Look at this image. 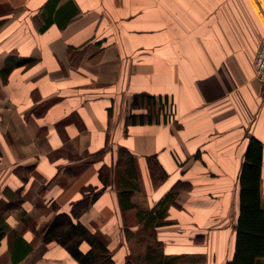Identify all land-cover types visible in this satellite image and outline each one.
<instances>
[{"label": "crops", "instance_id": "crops-1", "mask_svg": "<svg viewBox=\"0 0 264 264\" xmlns=\"http://www.w3.org/2000/svg\"><path fill=\"white\" fill-rule=\"evenodd\" d=\"M35 1L0 13V200L22 190L4 212L0 264H79L43 230L90 186L100 194L79 220L115 264H136L132 238L153 230L167 255L231 264L253 140L263 146L264 208V87L253 65L264 0ZM143 94L157 99L161 120L131 121L147 113L133 107ZM122 148L140 187L129 209L116 182ZM164 200L162 223L147 229L139 212ZM20 238L32 248L14 262Z\"/></svg>", "mask_w": 264, "mask_h": 264}, {"label": "trees", "instance_id": "trees-1", "mask_svg": "<svg viewBox=\"0 0 264 264\" xmlns=\"http://www.w3.org/2000/svg\"><path fill=\"white\" fill-rule=\"evenodd\" d=\"M134 108H146V114H131V121L153 122L159 118L160 111L157 106V99L151 95H136L133 102ZM165 113V111H164ZM173 111L169 116L163 115L162 120L173 118ZM166 118H165V117ZM263 146L258 140H253L248 148L246 161L240 176V212L236 226L235 251L231 264H264V208L261 201L260 181L262 166ZM2 152L0 150V159ZM116 182L120 189V201L124 209L133 207L131 197L139 190L138 172L133 154L126 150H119L117 162ZM104 167L100 171V178L106 185L110 181V175ZM155 174V168L152 166ZM5 192L7 200H0V243L6 235L4 227V212L17 207L22 200L21 189L17 191ZM100 192L96 187L84 189L82 199L74 202L68 211L57 210L51 222L43 230V240L45 243L57 242L64 246L67 251L79 262V264H115L113 251L108 245L90 228L80 222V216L99 197ZM165 200L152 211H140L142 219L145 220V227L157 226L159 221L165 216ZM89 245L87 250L82 249V244ZM158 242V241H157ZM32 247L25 245L20 238L14 250L13 260H21L25 253ZM146 260L149 264H199L200 258L187 255H167L163 248L149 245L146 252Z\"/></svg>", "mask_w": 264, "mask_h": 264}, {"label": "rangeland", "instance_id": "rangeland-1", "mask_svg": "<svg viewBox=\"0 0 264 264\" xmlns=\"http://www.w3.org/2000/svg\"><path fill=\"white\" fill-rule=\"evenodd\" d=\"M16 2L14 3L16 6H12L10 4V2H8V0H0V13H4V14H8L10 16L13 15H19L22 11H24V8L26 6V4H29L30 6L34 4V2H36L35 0H23L24 4H21L22 0H15ZM171 120H173V118L171 119H167L164 120L165 123L171 122ZM1 161V160H0ZM33 177V176H32ZM37 178V177H35ZM31 195V194H30ZM29 195V197L31 198V196ZM45 211V210H44ZM132 222H135V220ZM133 225V224H132ZM140 232H138V234L132 238L131 241V251H132V261L136 264H138V260L141 259V261L139 263H144L142 257H144L146 255L147 252V247L149 245H155L157 247H162L160 242H157L156 240V236L153 230V234L149 233L145 236H140ZM148 264V263H147Z\"/></svg>", "mask_w": 264, "mask_h": 264}, {"label": "built area", "instance_id": "built-area-1", "mask_svg": "<svg viewBox=\"0 0 264 264\" xmlns=\"http://www.w3.org/2000/svg\"><path fill=\"white\" fill-rule=\"evenodd\" d=\"M254 69L256 78L264 87V35L260 41V47L257 56L254 59Z\"/></svg>", "mask_w": 264, "mask_h": 264}]
</instances>
